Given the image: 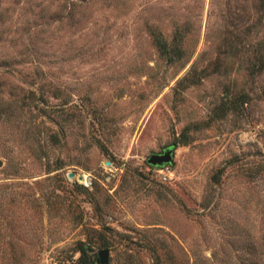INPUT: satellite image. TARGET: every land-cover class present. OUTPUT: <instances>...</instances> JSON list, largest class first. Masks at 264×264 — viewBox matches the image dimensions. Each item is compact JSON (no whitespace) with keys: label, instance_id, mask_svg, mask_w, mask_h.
I'll return each mask as SVG.
<instances>
[{"label":"rangeland","instance_id":"1","mask_svg":"<svg viewBox=\"0 0 264 264\" xmlns=\"http://www.w3.org/2000/svg\"><path fill=\"white\" fill-rule=\"evenodd\" d=\"M1 7L0 55L35 60L0 67V264H73L77 241L109 264H264L259 0Z\"/></svg>","mask_w":264,"mask_h":264},{"label":"trees","instance_id":"2","mask_svg":"<svg viewBox=\"0 0 264 264\" xmlns=\"http://www.w3.org/2000/svg\"><path fill=\"white\" fill-rule=\"evenodd\" d=\"M2 0H0V26L5 24V18H3V7H1ZM260 4V14L257 19V25L264 27V0H259ZM59 10L62 12H66L67 15H71L75 12V5H62L60 8L58 7ZM60 12V11H59ZM4 26H2L3 28ZM0 29V36H3L6 31ZM153 34L155 37V43L160 51V54L163 56H167L169 52L172 50V48L169 47V43L166 39L162 37V33L158 31L157 29H153ZM245 36L247 39L249 36H254V33L251 32L250 30L245 33ZM2 38H0V41ZM10 41H12L10 39ZM28 44V43H27ZM250 46L246 48V53L247 55V66H246V73L248 77L250 78H255L258 76H261L264 74V31L260 34V37L256 40L253 41V44L249 42ZM173 51H179L178 47H175ZM225 52V51H224ZM20 57L14 58V57H7L4 55H0V67L6 68V69H13L15 67V64H28L32 63L34 61V52H29L26 50V52L21 51L18 53ZM180 58V55H178L177 58L172 59L177 60ZM188 75L185 76L182 81L188 80ZM200 79V78H199ZM196 83L195 79H192L188 84ZM55 96H60V95H55ZM245 99L241 100V102H237L238 98H231L228 102V106L226 110H234L236 108L244 106L246 103H248V97L247 94H243ZM52 136L56 139L57 138V133H53ZM184 141L180 140V138L177 139V141L174 143V145H177L178 143H183ZM76 251L79 253L78 258L76 261H73V264H96V257L97 254L95 252L90 251L89 247L85 245L84 241H77V248ZM160 261V259H159Z\"/></svg>","mask_w":264,"mask_h":264},{"label":"water","instance_id":"3","mask_svg":"<svg viewBox=\"0 0 264 264\" xmlns=\"http://www.w3.org/2000/svg\"><path fill=\"white\" fill-rule=\"evenodd\" d=\"M172 159H173V151L172 148L169 147L166 150H164L162 153L152 154L147 161L151 165L162 166L171 163ZM75 176L76 174L74 172L68 173L69 178H73ZM83 178H84L83 175H78V180H83ZM96 260L98 264H109L110 250L108 248H105L98 251Z\"/></svg>","mask_w":264,"mask_h":264},{"label":"bare ground","instance_id":"4","mask_svg":"<svg viewBox=\"0 0 264 264\" xmlns=\"http://www.w3.org/2000/svg\"><path fill=\"white\" fill-rule=\"evenodd\" d=\"M83 180H84V181L86 180V179H85V176H84Z\"/></svg>","mask_w":264,"mask_h":264},{"label":"built area","instance_id":"5","mask_svg":"<svg viewBox=\"0 0 264 264\" xmlns=\"http://www.w3.org/2000/svg\"><path fill=\"white\" fill-rule=\"evenodd\" d=\"M165 179L167 178V177H164Z\"/></svg>","mask_w":264,"mask_h":264}]
</instances>
